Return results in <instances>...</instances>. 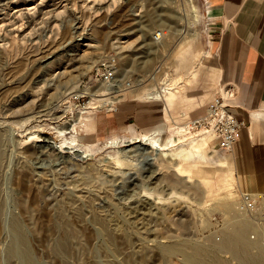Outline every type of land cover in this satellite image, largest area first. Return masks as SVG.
I'll list each match as a JSON object with an SVG mask.
<instances>
[{"label": "rangeland", "instance_id": "obj_1", "mask_svg": "<svg viewBox=\"0 0 264 264\" xmlns=\"http://www.w3.org/2000/svg\"><path fill=\"white\" fill-rule=\"evenodd\" d=\"M14 1L0 0V150L8 155L4 170L10 168L8 180L2 175L0 195L7 209L11 207L6 218L16 214L24 225L34 262L185 264L183 253L197 245L212 262L260 264L261 226L238 208L240 191L230 166L217 162L227 152L212 143L204 145V158L188 150L192 139L208 138L189 136L184 125L204 112L225 82L210 52L212 18L204 0ZM46 2L49 6L44 7ZM28 14L34 21H27ZM157 30L166 33L163 47L153 37ZM107 56L117 58V77L133 88L111 97V104L108 93H94L98 88L108 92L95 77L97 63ZM138 76L143 77L140 84ZM164 86L169 89L161 100L141 98ZM115 114L128 118L108 131ZM89 115L102 127L94 130L95 142L86 147L89 143L80 135ZM132 124L140 135L162 127L174 147L182 144L188 150V157L174 155L170 162L177 165L166 168L157 162L153 171L141 150L125 151L138 144L128 141ZM61 127L86 154L45 144V135L59 143ZM113 136L125 141L110 143ZM154 152L161 153L148 154ZM171 173L176 180L169 184L163 177ZM19 199L27 200L30 215ZM94 212L105 219L111 244ZM61 213L78 237L62 230ZM7 221L0 224V264H19V255L10 257L6 251L13 239ZM238 221L252 227L248 236H256L257 242L246 249L230 239ZM59 239L64 241V260L53 245ZM169 242L184 247L163 255L160 245Z\"/></svg>", "mask_w": 264, "mask_h": 264}, {"label": "crops", "instance_id": "obj_2", "mask_svg": "<svg viewBox=\"0 0 264 264\" xmlns=\"http://www.w3.org/2000/svg\"><path fill=\"white\" fill-rule=\"evenodd\" d=\"M204 2L212 18L209 44L216 71L222 81L237 85L230 110L246 121L232 149L217 162L230 166L240 192L264 193V0ZM127 118L111 115L108 131L120 127ZM133 125L128 127L135 129ZM101 127L100 120H94L93 133Z\"/></svg>", "mask_w": 264, "mask_h": 264}, {"label": "bare ground", "instance_id": "obj_3", "mask_svg": "<svg viewBox=\"0 0 264 264\" xmlns=\"http://www.w3.org/2000/svg\"><path fill=\"white\" fill-rule=\"evenodd\" d=\"M16 2H18V1H16ZM8 4H10V3H8ZM16 5L17 4H14V6H16ZM45 6H49V2L48 3L46 2L44 4V7ZM39 11H40L39 13H41L42 10L39 9ZM47 12H48V10H47ZM6 14L7 13H5V15ZM28 15H27V18H28L27 21L30 22V21L33 20L34 16L32 17V15L31 16L30 15L28 16ZM37 15H39V14H37ZM166 20H167L166 18H164L162 20L164 24H165V21ZM29 22H27V23H29ZM181 30H182V28H181ZM165 36H166V33L165 32L164 33H161V36L159 38H156L153 35V37L158 40V42H157L158 44L155 42L157 44V46L158 45H161V47H163L165 44H167L165 41H163L164 38H165ZM160 38L162 39V41H159ZM12 39H13V37H12ZM157 40L150 39L148 41H150L149 43H153L154 41H157ZM148 41L146 43H148ZM153 45L155 46V44H153ZM151 46L149 45V47H151ZM71 50H73V49H71ZM65 55H67V54L65 53ZM148 59H150V58H148ZM148 59L144 60V62L146 61V63H147ZM127 66H128V64L125 63L124 64V68L122 69V71H125L127 69ZM158 66H160V65L157 64L156 68ZM119 70H120V68L117 69V72H116L117 74H116L114 80L111 83H105L103 81H100V82H103V84L108 88V92H106L105 90H102V91L100 90L99 91V88L96 89L95 92H94V93L99 92L96 95H106L108 93V98H106V99H109L108 100V104H111V103H114L115 102V101H112L110 99L114 95H117V94L118 95H121V93H122L123 90L130 91L131 89H133L132 86H130L129 84H128L129 85L128 86L126 83L121 82L120 79L117 77V75L119 73ZM150 77L152 78V77H154V75H150ZM142 80H143V77L142 76H138V80L136 82H138L140 84V83L143 82ZM168 89H169V86L168 87H165L164 86L161 89H158V88H155L154 89V88H152L149 91H147L146 93L142 94L141 96L144 97V98L161 99L164 95H167L166 92L168 91ZM25 93H27V92H25ZM29 99L30 100L32 99L31 96H30ZM18 100H16V101H18ZM100 100H103V99H100ZM20 103H21V101H20ZM165 115H166V117H168L167 112L165 113ZM93 117L94 116H91V115L86 116V118L84 117L85 118V122H84L85 133L83 132V135H80V138L81 139H84L85 141H87L89 143V145L86 146V147H89L92 143L95 142V139H96V136L93 133V125H94V118ZM76 123H77V121L74 122V123H70V125H69V131H72L73 129H75ZM58 125H57V127H58ZM62 126L64 127V125H62ZM9 130L12 131L13 129L11 128ZM127 130L130 132V135H128L129 136L128 137L129 138L128 141L130 143L137 141L138 144L135 145L132 148L125 149V151L127 152V151H131V150H133V151H139V150H141L140 152L143 153V154H145V157H144L145 162L147 163V165H149V167L152 168L153 171L156 170V168H157L156 167V163L157 162H159L158 163V166H161V167L163 166V167H166V168H170L171 165L174 167V164L175 165H177V164L176 163L171 164L173 162H170V160H173L174 159V157H175L174 155H178V156H180L182 158H187L188 157L187 156L188 154H186V152L188 150H189V152H190L191 155H198L200 158H204L205 157L204 152H203V149H204V145L205 144H208L209 137L207 135H204L203 134L204 136H206L208 138L207 141H205L203 139H196V138L195 139H192L189 142V145H188L189 148H188V150H184V149L181 148L182 147V144H179V145H177L175 147L173 146L174 139L164 136V132H163L164 130H163L162 127H158V129H156L158 131V133H156V130H153V131H145V133L143 135L138 134V132H136L133 127H130V128L128 127ZM67 131H68L67 129H62V127L60 129H57V136H59V143H56L55 142V144L52 142V140H50V136H46V135L43 136L44 137L43 139H44L45 144L46 145H49V146H51V147H53L55 149L56 148H62V147L71 148L72 150H70V151L73 152L74 154L77 153V155H78V152H85V154H86V149H80L78 147L79 144L78 143H75V140L76 139L74 137L71 136L69 138L68 136H66ZM194 137H197V136H194ZM0 139H1V136H0ZM122 141H125L123 137L120 138V137H116V136L112 137L109 140L110 143H119V142H122ZM148 148H150V149H148ZM165 149H167V151H164ZM152 150H160L161 153L159 155H157L156 152H154L153 154H148ZM2 151H4V150L2 149ZM2 151L0 150V183L2 181L1 179H3L2 175L5 176L4 178H6V179L8 178L7 170L10 169V168L7 167L8 169L7 170H4V167H6L5 166V163H6L7 159H8L7 158L8 155L5 156L4 155L5 153H3ZM165 155H167V156L168 155H171V157L170 158L169 157H165ZM158 156H160V158ZM115 160L118 163L120 161V158L119 157H116ZM7 163H9V161ZM10 164H11V161H10ZM10 164H7V166H10ZM172 169H174V168H172ZM177 170L178 171L180 170L179 166L177 167ZM9 176H10V174H9ZM163 178L169 184L175 182V180H176V177L174 176V173H171L169 175H166V177L164 176ZM6 179H4V181H6ZM4 183L2 181V184H4ZM7 183H9V181ZM2 184L0 185V187L3 186ZM20 200H22V199H19V204L18 205H20V207L23 209V211L25 213L29 209V207H28L29 204L27 205V202H26L27 200L26 199H23L22 201H20ZM24 200H26V201H24ZM16 203H17V201H16ZM237 206H238V208L240 210L246 211L242 207V205L240 204V202L238 203ZM10 209H11V207H10ZM10 209H7V203L6 202L3 203L2 196L0 195V224H2L1 222H4V221H7L8 220L7 221L8 222L7 225L9 227V231H11V233L13 235L12 236L13 239L12 240H9V241H11V243L8 242V243H10L9 246H7L8 244L6 245L7 246L6 248H8L6 251L8 252V254H9L10 257H12L14 255H16V256L19 255L20 256V257L18 256V258L20 259L19 260V264H36L34 262L33 258H32V255H31L32 253L30 251V248L27 245V238H25L27 236L24 235V231H23L24 225L22 227V223L19 220L18 215L16 216V214L15 215L14 214H9L8 217H7L8 219L6 218L7 212H8L7 210H10ZM29 212H30V210L28 211V213ZM8 213H11V212H8ZM29 215H30V213H29ZM93 218L100 221L101 229H102V231L105 234V238H106L108 244H111V233H110V231L108 229V226L106 225L105 219H103L101 215H98L95 212H94ZM60 221H61L62 230L67 231V233L69 232L68 233L69 236H70V233H71L72 236L78 237L77 230L75 229V227L72 226V223L66 218V215L65 214L64 215L62 213L60 214ZM251 228L252 227H250L246 222H244V221H238L237 225H235L233 227V229L230 230V232H229V235L231 236L230 239L232 241H236V242L239 241L240 244H242V246L244 247V249L248 248L250 245L255 244L257 242L256 241V238H255L256 236H253V237H252V235H251V237L248 236V233H252L251 232L252 231ZM253 232L256 233L255 230ZM65 235L67 236L66 233H65ZM68 237H66V238H68ZM61 240L62 239H59V241L54 242L53 245L55 244L54 245L55 251L64 260V257L61 254L63 252L64 241H61ZM164 244L165 243H163V245H160V250H161L160 252H162L163 255H164V253H166V255H168V254L174 253L176 251H182V249L184 247L181 242H169V243H167L165 245ZM240 250H243V249L240 247ZM235 251H236V249H235ZM7 252H6V254H7ZM201 252H202V248H200L199 246L196 245L188 253H183V258L185 260V264H223L222 262L216 261V260L214 262L209 261V260H206L204 258V256H202ZM7 257H8V255H7ZM258 260L260 261V264H264V245H261L260 246V250H259V253H258ZM63 264H67V263L63 261Z\"/></svg>", "mask_w": 264, "mask_h": 264}, {"label": "built area", "instance_id": "obj_4", "mask_svg": "<svg viewBox=\"0 0 264 264\" xmlns=\"http://www.w3.org/2000/svg\"><path fill=\"white\" fill-rule=\"evenodd\" d=\"M161 33L162 31L157 30L154 36L159 38ZM117 69L118 61L115 56L104 57L95 67V77L105 83H111L116 76ZM237 94L238 87L234 82H223L220 89L207 103L204 112L184 125L185 133L189 136L207 135L208 143H212L221 151L229 152L240 130L246 125L242 117L230 110V101L235 99ZM239 202L261 226V236L264 238V193L241 191Z\"/></svg>", "mask_w": 264, "mask_h": 264}]
</instances>
